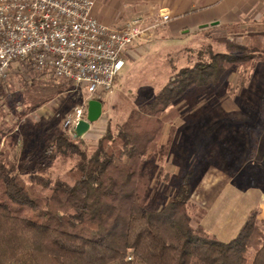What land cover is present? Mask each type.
I'll return each instance as SVG.
<instances>
[{"label": "trees", "instance_id": "16d2710c", "mask_svg": "<svg viewBox=\"0 0 264 264\" xmlns=\"http://www.w3.org/2000/svg\"><path fill=\"white\" fill-rule=\"evenodd\" d=\"M215 41L226 51L209 44L208 58L201 51L199 61L170 78L151 101L132 108L115 129L109 124L92 152L83 139L59 133L46 141L42 156L29 151L20 164L14 149L21 141L9 142L0 128V264H264L256 212L236 238L221 242L200 223L192 225L187 206L194 172L173 181L159 169L178 146L173 121L180 107L189 104L192 112L199 96L221 89L231 70L264 52L227 36ZM34 89L28 93L33 109L70 85L38 82ZM29 141L23 139L22 150ZM70 156L76 157L68 171L72 183L53 179L52 164Z\"/></svg>", "mask_w": 264, "mask_h": 264}, {"label": "rangeland", "instance_id": "374dc122", "mask_svg": "<svg viewBox=\"0 0 264 264\" xmlns=\"http://www.w3.org/2000/svg\"><path fill=\"white\" fill-rule=\"evenodd\" d=\"M135 3L134 0H96L94 14L99 19L97 16L99 12L102 19L107 20L108 25H119L136 17H156L159 12L142 11L141 3H137L138 5ZM261 9L264 10V7ZM162 10L169 13L171 21L160 26L148 41L134 45L115 89L101 100L103 104L101 118L91 124L89 132L80 138L90 152L94 151L109 124L115 129V125L126 120L132 108L151 101L170 78H174L184 67L195 65L199 61L201 51L207 58L209 57L210 48L207 47L209 44L204 43L201 46L204 41L198 38L183 43L177 42L176 38L180 39L184 33L171 30L167 32L168 27L172 25L173 15L167 9ZM253 16H256V19H263L264 13L250 17ZM262 23L264 25V21ZM251 31L260 32L261 36L254 37L247 34L249 31L233 30L236 35L232 33L231 37L228 31L217 28L210 29L207 33L213 37L210 38L213 51L222 53L226 51V47L215 40L224 36L230 37L232 42L242 46L256 44L259 48L262 47L264 30L258 28L250 29ZM238 33H244L245 36H238ZM258 57L251 63L244 62L231 70L221 89H212L211 92L199 96L192 112V107L187 106L189 104H183L180 107L181 115L173 121L181 143L178 142L177 148L170 150L167 159L159 163V169L163 172L164 179L168 177L173 181L177 180L179 175L194 172V176L189 179L195 195L192 201L190 198L187 206V212L193 219V226L198 223L201 225L207 212L205 207H208L204 203L205 200L198 201L201 196L197 194L196 197V193L203 190L211 192L228 171L237 174L238 168L245 160L243 157L245 153L240 151L237 142L230 138H228L230 142H224L222 138L229 134H237L238 120L244 119L245 112L253 114L255 102L263 97L264 52L259 53ZM38 82L63 85L42 78V75L26 62L15 64L7 80L0 82V128L11 136L9 142L17 139L21 141L14 149L20 164L24 162L29 151H34V157L42 156V148L46 141L55 134L66 133L69 137L75 138L64 127V120L87 96L81 89L70 85L69 90L55 94L45 100L39 108L33 109L28 100V93L35 90V84ZM219 124L221 127L217 131L222 137L221 140H218L217 131L216 135L210 131ZM167 129L168 125L165 132ZM25 137L30 141L27 149L22 150L21 145ZM4 147L8 151H13L10 148L11 144L7 142ZM201 150L205 152L204 156L210 157L208 161L202 159ZM239 155L243 156L239 159ZM75 164L76 157H59L52 164L50 170L52 178L72 183L68 171ZM170 189L171 187H168V190ZM44 192L48 194L47 190ZM207 234L212 237L211 233Z\"/></svg>", "mask_w": 264, "mask_h": 264}, {"label": "built area", "instance_id": "2783aa9c", "mask_svg": "<svg viewBox=\"0 0 264 264\" xmlns=\"http://www.w3.org/2000/svg\"><path fill=\"white\" fill-rule=\"evenodd\" d=\"M95 6L96 0H0V82L26 62L42 78L81 89L87 96L64 120L74 136L89 102L115 89L134 45L171 21L160 10L156 17L108 25L95 16Z\"/></svg>", "mask_w": 264, "mask_h": 264}, {"label": "crops", "instance_id": "0c3cea01", "mask_svg": "<svg viewBox=\"0 0 264 264\" xmlns=\"http://www.w3.org/2000/svg\"><path fill=\"white\" fill-rule=\"evenodd\" d=\"M134 1L136 5L141 3L143 8L140 10L142 11L157 10L158 12L162 9L170 11L173 15V22L167 32L171 30L184 33L180 39L176 38V41L180 43L195 38L193 40L204 41L201 46L204 43L211 44L210 38L213 37L207 32L214 28L223 31L250 32V29L258 28L264 30V25H262L264 17L263 19H256V16L250 17L264 13L261 9L264 7V0ZM97 16L100 21L107 23L99 12ZM249 32L247 34L254 37L261 36L260 32ZM238 36L244 37L245 35L238 33ZM262 40L260 48L264 49V39ZM262 95L263 97L254 104L253 114L245 112L244 119L238 120L237 134H229L226 138H222L224 142H230L228 138L237 142L240 151L245 153V156L239 155V159L243 156L245 160L238 168L237 174L228 171L211 192L196 191V197L199 194L201 199L196 198L195 200H205L204 203L208 205L205 207L207 212L201 225L207 233H211L212 237L221 242H230L236 238L254 212L264 230V92ZM168 138V135H164V142ZM177 138L175 140L180 141ZM193 193L191 201L195 195Z\"/></svg>", "mask_w": 264, "mask_h": 264}, {"label": "water", "instance_id": "95a60500", "mask_svg": "<svg viewBox=\"0 0 264 264\" xmlns=\"http://www.w3.org/2000/svg\"><path fill=\"white\" fill-rule=\"evenodd\" d=\"M103 104L100 101H90L87 111V117L82 120L75 129L76 138L80 139L85 136L91 127V124L96 123L102 116Z\"/></svg>", "mask_w": 264, "mask_h": 264}]
</instances>
